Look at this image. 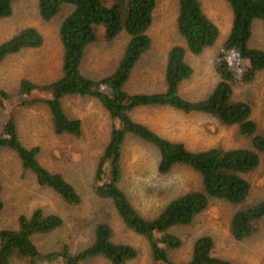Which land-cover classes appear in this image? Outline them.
Instances as JSON below:
<instances>
[{
    "label": "trees",
    "instance_id": "obj_1",
    "mask_svg": "<svg viewBox=\"0 0 264 264\" xmlns=\"http://www.w3.org/2000/svg\"><path fill=\"white\" fill-rule=\"evenodd\" d=\"M13 1L0 0V18L12 13ZM225 1L230 7L231 20L214 62L218 79L204 97L190 100L178 92L180 81L192 72L184 59V51L198 54L213 44L218 34L217 25L203 12L199 0H176L175 29L184 45L172 44L167 49L163 66L164 89L154 92H128L123 86L141 53L149 47L147 29L152 21L155 0H36L37 13L43 21L51 19L62 6H69L57 28L61 44L59 72L42 83L21 77L15 90L23 96L18 103L25 106L42 103L48 110L53 132L74 136L80 135L81 122L65 113L61 103L63 97L68 94L90 96L107 112L111 124L95 164L92 189L96 195L110 201L125 227L145 237L151 264H242L214 255L213 239L208 234L192 239L187 259L174 261L168 256L169 249L181 245V239L169 228L190 224L194 216L206 208L211 197L231 204L243 203L250 190L245 174L258 166L260 156L264 154V134L258 132L251 118L249 103L231 98L233 81L249 82L264 69V49L248 44L253 19L260 20L264 34V0ZM96 25L102 26L104 40H111L120 31L128 37L113 70L92 78L81 72L80 61L85 47L96 37ZM42 41L37 28L23 26L0 41V61L20 49L37 47ZM229 52L244 62L239 72L231 66L227 57ZM38 91L41 94H33ZM11 97L12 93L0 87V101ZM262 104L264 107V92ZM139 106H169L184 113L207 114L224 125H235L238 132L249 139V146L188 149L182 141L166 138L131 118L129 112ZM129 133L156 148L159 173H166L179 164L199 176L198 187L172 196L151 218L142 216L118 186L121 144ZM0 148L13 151L22 169L30 170L38 184L50 188L65 203L80 201L74 186L60 172L51 171L39 162V145L26 146L21 142L11 115L1 123ZM61 224L62 218L58 214L44 213L40 207H34L28 215L19 214L14 228H0V264H10L13 256L24 259L25 264H37L38 259L45 260L44 264L54 260L62 264H87V259L95 257L111 264H124L136 255L134 246L112 239L111 227L104 220L94 223L88 245L70 251L62 243L57 249L41 254L31 235L49 232ZM262 224L264 197L236 208L228 221V233L231 238L240 240L257 231Z\"/></svg>",
    "mask_w": 264,
    "mask_h": 264
},
{
    "label": "rangeland",
    "instance_id": "obj_2",
    "mask_svg": "<svg viewBox=\"0 0 264 264\" xmlns=\"http://www.w3.org/2000/svg\"><path fill=\"white\" fill-rule=\"evenodd\" d=\"M203 12L217 25L218 34L213 44L200 53L184 51V59L191 66V74L180 81L178 92L184 98L195 100L204 97L218 79L214 69L217 52L228 31L231 11L225 0H199ZM69 10L68 5L51 19L43 21L37 13L36 0H14L12 13L0 18V41L19 28L34 26L43 41L37 47L23 48L8 54L0 61V87L12 93L9 99L0 101V126L11 115L17 134L26 146L39 145V162L51 171L60 172L80 196L77 204L65 203L50 188L38 184L33 173L22 169L16 154L0 148V228H14L19 214L28 215L34 207L44 213H56L62 224L46 233H33L31 240L41 254L57 249L65 243L70 251H76L92 240L93 225L99 220L111 227L114 241L134 246L136 255L124 264H151L150 250L144 236L124 226L108 199L96 195L92 189L95 164L107 140L110 118L100 104L90 96L68 94L62 98L63 110L69 117L81 122L79 136L56 134L51 127L47 108L42 103L25 106L18 101L23 96L15 93L21 77L42 83L59 72L61 44L58 24ZM176 0H155L152 21L147 29L149 47L140 58L123 88L128 92H154L164 89L163 66L167 49L172 44L184 45L175 29ZM95 39L89 43L80 61V70L86 76L99 78L110 73L120 57L127 41L124 31L107 41L102 37V26L96 25ZM248 44L264 49V34L259 19H253ZM231 66L239 72L244 62L233 52L228 53ZM234 100L248 102L251 118L257 130L264 134V69L258 71L249 82L236 79L231 84ZM34 95L41 94L39 91ZM134 120L146 124L158 134L182 141L188 149L210 146H249V139L242 136L235 125H224L216 118L201 112L184 113L169 106H139L129 112ZM158 152L154 146L126 134L120 149V179L118 186L125 192L134 208L144 217H153L172 196L196 188L198 174L185 165L175 164L166 173L156 170ZM250 190L243 203L231 204L211 197L204 210L184 226H173L169 231L181 239V245L168 250L174 260L189 256L192 239L208 234L213 239L212 253L242 264H264V224L251 235L240 240L229 236L228 221L232 212L264 197V154L256 168L245 174ZM45 260L38 259L37 264ZM48 264H62L59 260ZM10 264H25V260L13 256ZM87 264H111L101 257L87 259Z\"/></svg>",
    "mask_w": 264,
    "mask_h": 264
}]
</instances>
